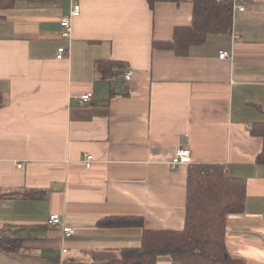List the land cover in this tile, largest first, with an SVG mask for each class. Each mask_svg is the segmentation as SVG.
<instances>
[{"label": "crops", "instance_id": "1", "mask_svg": "<svg viewBox=\"0 0 264 264\" xmlns=\"http://www.w3.org/2000/svg\"><path fill=\"white\" fill-rule=\"evenodd\" d=\"M241 1L246 10H233L231 32L210 34L187 56L153 42L192 23L193 0L21 1L2 12L0 234L21 247L0 251V264L120 261L141 246L144 229L116 217L183 229L195 163L221 164L246 181L244 206L227 217L226 242L234 257L264 264V142L251 134L264 122V0ZM75 2L81 15L69 41L60 21ZM222 51L232 58L221 59ZM100 59L124 61L133 77L101 78ZM88 92L89 103L75 100ZM180 147L192 162L173 169ZM52 213L63 215L72 236L48 225Z\"/></svg>", "mask_w": 264, "mask_h": 264}, {"label": "trees", "instance_id": "2", "mask_svg": "<svg viewBox=\"0 0 264 264\" xmlns=\"http://www.w3.org/2000/svg\"><path fill=\"white\" fill-rule=\"evenodd\" d=\"M21 1L44 3L63 0H0V19L4 17L2 12L14 8ZM148 1L153 7L161 0ZM193 3L192 23L177 26L171 40L154 41V49H167L177 56H187L192 47L204 44L210 34L231 32L232 0H193ZM95 69L101 78L112 80L120 78L130 68L124 61L100 59L95 62ZM5 104L6 98L0 94V108ZM251 134L262 137L264 142V122H254ZM258 161L264 163V147ZM245 185V180L231 177L221 164H192L188 168L184 228L147 229L142 218L116 217L112 221L117 224L143 227L142 243L138 248L124 250L122 260L102 264H157L162 257L179 264H247L245 259L230 253L226 242L227 217L244 206L241 193ZM20 247V239L0 234V251L11 254Z\"/></svg>", "mask_w": 264, "mask_h": 264}, {"label": "built area", "instance_id": "3", "mask_svg": "<svg viewBox=\"0 0 264 264\" xmlns=\"http://www.w3.org/2000/svg\"><path fill=\"white\" fill-rule=\"evenodd\" d=\"M233 1V10L234 11H245V5L242 3L241 0H232ZM81 15V5L78 2H75L73 4V7L69 13V15L64 16L61 18L60 25H61V36L69 41L72 39V31H73V20ZM241 39V35L239 33L234 32L233 33V41H239ZM68 50L65 47H60L58 49L57 58L58 59H64L65 55L67 54ZM221 59H230L232 58V52L231 51H222L220 53ZM134 75L133 69H128L124 72L123 78L126 81H130L131 78ZM76 101L80 103H89L93 98V93L88 92L80 96L74 97ZM191 153L188 148L180 147L177 149L175 157L171 161V167L173 169H176L178 165L184 164V163H191L192 161ZM84 162L86 164L87 168H90L92 166V163L94 162V156L92 154H86L84 158ZM21 167V165H19ZM48 225L51 226H63V233L65 237H70L74 233V229L71 226H67L64 222V217L62 214L59 213H52L49 215L47 220ZM64 251H67L64 249Z\"/></svg>", "mask_w": 264, "mask_h": 264}, {"label": "rangeland", "instance_id": "4", "mask_svg": "<svg viewBox=\"0 0 264 264\" xmlns=\"http://www.w3.org/2000/svg\"><path fill=\"white\" fill-rule=\"evenodd\" d=\"M234 33V32H233ZM233 33H232V37H233Z\"/></svg>", "mask_w": 264, "mask_h": 264}]
</instances>
